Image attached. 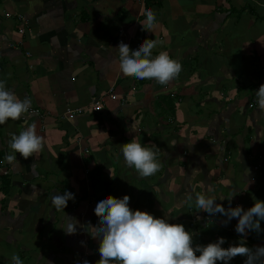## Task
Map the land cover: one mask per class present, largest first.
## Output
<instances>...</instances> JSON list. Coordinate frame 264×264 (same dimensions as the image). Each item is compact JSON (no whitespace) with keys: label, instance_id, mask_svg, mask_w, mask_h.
I'll return each instance as SVG.
<instances>
[{"label":"crops","instance_id":"crops-1","mask_svg":"<svg viewBox=\"0 0 264 264\" xmlns=\"http://www.w3.org/2000/svg\"><path fill=\"white\" fill-rule=\"evenodd\" d=\"M146 9L156 14L154 32L140 24ZM17 14L28 20L24 36ZM145 39L161 41L153 57L166 52L182 64L167 86L120 71L118 44L136 49ZM0 79L33 110L0 125V264L14 253L23 264H97L90 224L107 195L127 194L133 211L169 216L195 239L201 229L185 219L206 212L185 202L189 193L224 207L234 195L231 206L247 210L264 186L255 95L264 84V0H0ZM76 107L84 109L64 114ZM32 124L43 151L9 164L8 140ZM133 138L159 147L155 175L125 165L122 144ZM65 190L75 200L58 211L52 196ZM66 215L79 222L75 234L62 229ZM221 218L220 229H235Z\"/></svg>","mask_w":264,"mask_h":264},{"label":"clouds","instance_id":"clouds-1","mask_svg":"<svg viewBox=\"0 0 264 264\" xmlns=\"http://www.w3.org/2000/svg\"><path fill=\"white\" fill-rule=\"evenodd\" d=\"M143 15L145 20L140 23L142 29L154 32L157 27L155 12L146 9ZM160 43L161 41L156 39H145L138 48L130 49L128 44L121 41L116 47L121 73L138 80L154 79L158 84L167 86L179 76L182 64L166 52H160L153 57V50ZM27 55H30V52ZM255 95L259 110L264 111V84L255 91ZM30 108L29 97L20 99L9 90L6 80L0 79V125L9 120L24 119ZM8 146L11 153L7 154L5 159L13 166L19 163L17 153L28 159L41 153L45 147L43 137L36 132L35 124L27 126L18 135L12 134ZM121 152L125 165L134 169L141 178L155 175L162 167L158 159L159 147L154 143L145 146L133 138L122 144ZM233 196L227 197V208L217 203L218 198L201 193H196L195 198L189 193L185 200L192 206L194 199L196 211L206 212L209 216L222 215L225 217V224L234 218L237 219L235 231L240 235V242L225 248L222 247L225 243L224 237H219L217 241L207 245L194 246V233L186 230L183 224L169 223V216L159 218L147 211H133L129 207L130 197L127 194L122 198L107 195L100 199L94 208L98 223L90 224L89 235L99 243L100 259L97 264H217V261L228 264L237 256L246 258L244 264H264V245L249 247L246 243L250 232L259 234L262 230L264 200H256L245 210L241 205L231 206ZM69 200L74 201L75 194L65 190L63 194H54L51 202L56 210L64 211ZM65 222L66 226L62 228L65 233L75 234L78 220L66 215ZM10 260L11 264H23L15 253L11 255Z\"/></svg>","mask_w":264,"mask_h":264},{"label":"trees","instance_id":"trees-1","mask_svg":"<svg viewBox=\"0 0 264 264\" xmlns=\"http://www.w3.org/2000/svg\"><path fill=\"white\" fill-rule=\"evenodd\" d=\"M18 29V27H17ZM25 33L21 34V36H24ZM261 171V170H260ZM258 194L255 197V201L256 200H264V186H260V188L257 189ZM254 201V202H255ZM254 202H252V205L254 204ZM264 220L261 221V225L263 224ZM193 227L197 230V229H201V232L198 236H196L195 241L193 242L194 246L195 244H201V245H207L210 242L213 241H217V239L219 237H224L225 238V243L222 245V247H228L229 245H234L231 244L229 242V240L231 239H235V237L237 236L236 234H234L232 231L230 230H224V229H215V227L212 225H207V224H196L193 225ZM264 233H262L263 235ZM208 236V238L205 237ZM254 237L255 235L253 234H248L246 239V243L247 246L252 247V242H254ZM197 255H199V253H196ZM244 257L241 256H237L235 258H233L231 261L228 262V264H244ZM217 264H223V262L221 261H217Z\"/></svg>","mask_w":264,"mask_h":264},{"label":"rangeland","instance_id":"rangeland-1","mask_svg":"<svg viewBox=\"0 0 264 264\" xmlns=\"http://www.w3.org/2000/svg\"><path fill=\"white\" fill-rule=\"evenodd\" d=\"M122 13H125V10H123V11H121ZM260 14H263V12L262 11H260ZM229 35H231V36H234L235 35V33H230ZM224 36H226L225 34H223V33H220L219 34V37L221 38V37H224ZM227 36H228V34H227ZM221 47L222 48H224V46L223 45H221ZM259 171V170H258ZM258 171L256 172V173H258ZM258 175V174H257ZM263 175V174H262ZM259 176V175H258ZM250 193H251V191H250ZM253 194L251 193L250 195H249V197L250 196H252ZM248 197V198H249ZM253 197V196H252ZM228 206H225V208H227ZM220 215V214H219ZM217 217H218V214H216V218H215V220H216V223H217V225H215L214 227H215V229H220L219 227H218V221H217ZM191 218V217H190ZM188 217L185 219L186 221H187V223L189 224V226H191L190 225V222L188 221ZM224 220H225V217H223L222 216V218H221V221H219L220 222V226H225V225H228V226H231V224L228 222L227 224H225L224 223ZM234 220V224H237V219H233ZM232 227V226H231ZM223 229V228H222ZM231 229V231L234 233V234H236L237 236L235 237V239H231V240H229V242L231 243V244H238L239 242H240V235L235 231V229H232V228H230ZM261 232L259 233V234H257V233H255V232H250L249 234H253V235H255V237H254V242H252V247H255V246H261V245H264V234L262 235V233H264V222H263V224L261 225ZM225 230V229H224ZM226 230H228V229H226ZM195 236V235H194ZM205 237L206 238H208V236H206L205 235ZM194 241H195V239H193ZM246 240H248V239H246ZM193 241V242H194ZM213 242H215V241H213ZM245 258V257H244ZM246 259V258H245Z\"/></svg>","mask_w":264,"mask_h":264},{"label":"built area","instance_id":"built-area-1","mask_svg":"<svg viewBox=\"0 0 264 264\" xmlns=\"http://www.w3.org/2000/svg\"><path fill=\"white\" fill-rule=\"evenodd\" d=\"M16 17H17L18 21H20V25L18 26L17 31H18L19 34H23V33H25L27 31L26 26L28 24V20H27V18H25L21 14H17ZM19 44H21V41H19ZM27 54H28V52H27ZM112 90H113V88L110 87L109 88L110 96H113L114 95L112 93ZM101 106H102L101 100H96L94 103H92L90 109L96 110V109H99ZM82 110H83V108H81V107H76L74 109L67 108L66 111L64 112V114L67 115V114H70V113H75L76 111L80 112ZM31 111H33V110L30 108L29 112H31ZM200 220H202V218H199L198 219V217H195V218L192 219V223L195 224V223H197Z\"/></svg>","mask_w":264,"mask_h":264},{"label":"bare ground","instance_id":"bare-ground-1","mask_svg":"<svg viewBox=\"0 0 264 264\" xmlns=\"http://www.w3.org/2000/svg\"><path fill=\"white\" fill-rule=\"evenodd\" d=\"M98 100H101V102H102V99H98ZM97 110V109H96ZM259 169V166H257V170ZM89 170V169H88ZM88 170H85L86 172L88 171ZM202 220L201 221H203V223L204 224H207V225H210V226H215V225H217V223H216V220H215V216H209V214L208 213H205L202 217ZM192 219L193 218H190V219H188V221L190 222V225L191 226H193L194 224L192 223Z\"/></svg>","mask_w":264,"mask_h":264}]
</instances>
